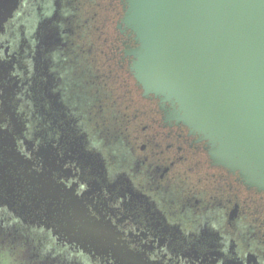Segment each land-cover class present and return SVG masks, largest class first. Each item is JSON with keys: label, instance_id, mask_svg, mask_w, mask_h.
<instances>
[{"label": "flooded vegetation", "instance_id": "flooded-vegetation-1", "mask_svg": "<svg viewBox=\"0 0 264 264\" xmlns=\"http://www.w3.org/2000/svg\"><path fill=\"white\" fill-rule=\"evenodd\" d=\"M59 3L22 0L0 33V249L50 264H126L125 253L152 264H264V191L213 163L205 141L167 121L133 76L132 97L122 74L134 44L121 18L122 61L97 60L99 28L79 43L83 28L68 26ZM96 78L111 80L110 97ZM112 112L121 117L111 145L94 125L111 124ZM88 222L96 229L79 233ZM95 230L108 237L103 250L85 237Z\"/></svg>", "mask_w": 264, "mask_h": 264}, {"label": "water", "instance_id": "water-1", "mask_svg": "<svg viewBox=\"0 0 264 264\" xmlns=\"http://www.w3.org/2000/svg\"><path fill=\"white\" fill-rule=\"evenodd\" d=\"M21 1L0 0V33ZM121 23L143 95L205 141L213 163L264 191V0H124ZM90 228L82 223L79 233ZM95 231L85 237L103 250L108 237Z\"/></svg>", "mask_w": 264, "mask_h": 264}, {"label": "rangeland", "instance_id": "rangeland-1", "mask_svg": "<svg viewBox=\"0 0 264 264\" xmlns=\"http://www.w3.org/2000/svg\"><path fill=\"white\" fill-rule=\"evenodd\" d=\"M98 3H99V6L97 7ZM81 11H82V14L85 13V16H91L92 12H93V14L97 13V12L99 13V14L97 13L95 16V17H97L96 18V27L99 28V30H94L93 34L95 35L94 36V42H95V37L97 38V35H99L100 40H97V41L104 44V47L102 45L100 47V48L104 49V53L100 52L101 58H103L107 61L112 60V59H115L116 61L117 60L122 61V60H120V57H119V54L121 53L120 51L122 49V46H121L122 44L120 42V38H122V35L119 33V31L117 29L114 28V26L117 24L119 19L122 18V15H123V8L120 4V0H100L96 4L94 1V2H91L90 8L89 7L86 8L85 6H82ZM89 11H91V12L89 13ZM74 14H73L74 16H77L78 13L76 12ZM74 16H73V19H69V22H70L69 25L70 26L73 25L72 24L73 22L76 24L79 23V20L77 18H74ZM78 25L79 24H77V27H76L77 30L80 29V27ZM9 38H10V36L6 37L4 42L8 44L10 42ZM128 38L129 37H127V40H128ZM89 41L86 42V44H89ZM79 43H85L84 38L82 36H81V39L79 40ZM128 43H130V41ZM119 44H121V45H119ZM116 45H118V47H119L118 49H115ZM15 51L17 53L19 51V47L15 48ZM115 60L109 61V62L114 63ZM118 73H119V71L117 69V72L114 74V76ZM101 74L102 75L100 76V79H104L105 78L104 72H101ZM133 80L134 79H132L128 74V83H127L128 92H130V94H132V97H134V96L136 97V94L131 92L135 88V86L133 85V82H134ZM129 90H131V91H129ZM134 105H136V104H134ZM144 107L146 110L145 113H148L149 107L147 105H145ZM127 115H128V113H127ZM117 116L119 117V115H117ZM126 116L123 117L124 120L121 121L122 124L126 123V120H125ZM148 116H151V115L144 114L143 118L148 119ZM111 117H112V115H111ZM120 117H121V114H120ZM111 121H112L111 124L107 125L106 127L101 125L99 128H97V124L94 125V126H96L94 128L96 130V131H94V133L98 136V138L102 137L100 139H102L107 144H111L108 140L113 142L114 140H118V137L120 138V134L119 133L116 134L117 133L116 129H117L118 123L117 124L115 123V119L113 117L111 118ZM122 128L125 130V132L122 131V134H124V133L128 134L129 130L127 131L125 129L126 128L125 126H123ZM107 129H109V131ZM128 129H130V128L128 127ZM113 148L116 150L115 147H113ZM35 244L36 243L32 242L31 246L34 247ZM23 255L24 254H22V253H17V254L14 253L13 255H10L8 252V249L2 248V249H0V264H19V263L20 264H50V262H48L49 259H44V258H42V256L39 257V259H30L29 260V259L23 258ZM53 261L55 262V259ZM55 264H57V263H55Z\"/></svg>", "mask_w": 264, "mask_h": 264}, {"label": "trees", "instance_id": "trees-1", "mask_svg": "<svg viewBox=\"0 0 264 264\" xmlns=\"http://www.w3.org/2000/svg\"><path fill=\"white\" fill-rule=\"evenodd\" d=\"M39 1H41V0H35V3L37 4H39ZM95 1V4L98 2V1H100V0H59V6H58V9H59V11H61V10H63V13H65V11H66V9L67 10H69L70 11V13L69 14H71V15H73L74 13H78L77 14V16H74V18H77L78 20H79V23H77V24H79L78 26L79 27H82L83 28V33H82V37L84 38V41H85V43L86 42H88L89 41V39H88V35H89V28L91 27V25L92 24H95L96 25V18L97 17H95L96 16V14L98 13H94L93 14V12L91 13V16H85V13L84 14H82V11H81V9H82V6H85L86 8L87 7H91V2H94ZM99 6V3L97 4V7ZM33 9V8H32ZM80 12V13H79ZM91 11H89V13H90ZM16 12H14V14H15ZM13 14V15H14ZM99 14V13H98ZM90 15V14H89ZM93 17H94V21H93ZM14 24L10 27V28H8L7 27V33H6V37L7 36H12L13 34H14V32H12L13 30H14ZM68 26H70V25H68ZM73 26H75V24H73ZM5 37V38H6ZM90 42H92L91 41V39H90V41H89V44H90ZM100 52H103L104 53V49H102V48H98V47H96L95 49H94V51H93V53H94V58L95 59H97V60H100V59H102V60H104L103 58H101V55H100ZM84 56H76V58L77 59H79L80 61L81 60H86V59H88V53L86 52V53H84L83 54ZM61 59H63L61 56L60 57H58V61L60 60V61H64V60H66V59H63V60H61ZM113 65V64H112ZM99 68L100 67H96V71H99L100 73L101 72H103V71H101V70H99ZM112 69L114 70V67H112ZM107 72H105L104 74H106ZM116 72L115 71H113L112 72V74L114 75ZM94 74H99L98 72H94ZM128 74H129V76L132 78V75H131V73L129 72V71H127L126 73H124V74H122V76H126L127 77V83H128ZM102 75V74H101ZM119 73L118 74H116L115 76H117V77H119ZM133 79V78H132ZM118 81H121V80H118ZM134 81V80H133ZM96 85H95V88H96V91H97V93H99V94H102V93H105L106 95H107V97H110V94H111V89H110V87H109V85H110V83H111V80H107V81H105V82H101L100 80H98L97 78H96ZM134 83V82H133ZM118 114H115L114 112H112V117L115 119V121H117L118 119H120V115H119V117L117 116ZM118 117V118H117ZM119 148V152H121L122 150H121V147H117L116 146V149H118ZM73 260H75V262H76V264H82V262L84 261L85 262V259H83V258H74ZM72 260V261H73ZM60 261V260H59Z\"/></svg>", "mask_w": 264, "mask_h": 264}]
</instances>
